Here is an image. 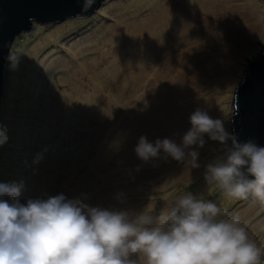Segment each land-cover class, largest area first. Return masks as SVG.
<instances>
[{"label": "rangeland", "instance_id": "rangeland-1", "mask_svg": "<svg viewBox=\"0 0 264 264\" xmlns=\"http://www.w3.org/2000/svg\"><path fill=\"white\" fill-rule=\"evenodd\" d=\"M18 35L0 101V183H22L21 203L63 193L156 217L169 198L191 192L239 216L264 249L260 204L205 182L223 145L205 135L203 147L191 146L199 168L145 162L135 151L141 136L181 144L197 109L232 134L235 88L264 46V0H102L82 15L31 21ZM10 52L21 53L15 68Z\"/></svg>", "mask_w": 264, "mask_h": 264}, {"label": "clouds", "instance_id": "clouds-1", "mask_svg": "<svg viewBox=\"0 0 264 264\" xmlns=\"http://www.w3.org/2000/svg\"><path fill=\"white\" fill-rule=\"evenodd\" d=\"M95 2L82 0L81 11ZM20 55L10 52L13 68ZM2 86L3 79L1 93ZM190 122L179 145L168 138L151 143L141 136L138 157L145 162L171 157L199 168V153L191 146L203 147L207 135L224 150L205 166L206 184L217 186L227 198H251L264 206V147L251 140L238 142L221 120L201 109L191 114ZM6 140L0 125V145ZM22 186L0 183V264H261L264 256L239 216L228 217L215 202L191 192L169 198L167 211L153 217L149 211L132 215L92 207L63 193L21 203Z\"/></svg>", "mask_w": 264, "mask_h": 264}, {"label": "water", "instance_id": "water-1", "mask_svg": "<svg viewBox=\"0 0 264 264\" xmlns=\"http://www.w3.org/2000/svg\"><path fill=\"white\" fill-rule=\"evenodd\" d=\"M102 0H96V7ZM82 0H0V98L2 72L14 38L31 21H47L71 14L82 15ZM245 76L234 91L232 134L238 142L253 141L264 147V46L247 61Z\"/></svg>", "mask_w": 264, "mask_h": 264}, {"label": "trees", "instance_id": "trees-1", "mask_svg": "<svg viewBox=\"0 0 264 264\" xmlns=\"http://www.w3.org/2000/svg\"><path fill=\"white\" fill-rule=\"evenodd\" d=\"M17 36H20V35H17ZM16 36V37H17ZM16 37H15V39H14V41L15 42H17L16 41ZM6 61H7V59H6ZM6 63V62H5ZM8 69H9V67L7 66V64L5 65V67L3 68V82H5V84H6V81H7V74H8ZM3 87V86H2ZM5 90V89H4ZM7 97V96H6ZM5 98V97H4ZM1 103H2V98H1ZM5 108V107H4ZM3 149V146H1L0 145V150H2ZM221 194V193H220ZM234 201H237V200H234ZM228 203V202H227ZM258 202H256L255 204H257ZM223 210L225 209V207L223 206V207H221ZM256 211H264V206H261V205H259L257 208H256ZM256 214V213H255ZM264 215V214H263Z\"/></svg>", "mask_w": 264, "mask_h": 264}]
</instances>
